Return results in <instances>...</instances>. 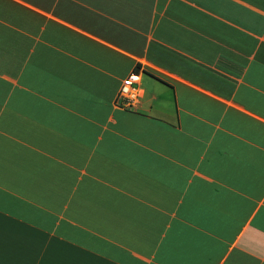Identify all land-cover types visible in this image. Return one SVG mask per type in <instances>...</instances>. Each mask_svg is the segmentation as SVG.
Wrapping results in <instances>:
<instances>
[{"label":"crops","instance_id":"obj_1","mask_svg":"<svg viewBox=\"0 0 264 264\" xmlns=\"http://www.w3.org/2000/svg\"><path fill=\"white\" fill-rule=\"evenodd\" d=\"M0 264H264V0H0Z\"/></svg>","mask_w":264,"mask_h":264},{"label":"built area","instance_id":"obj_2","mask_svg":"<svg viewBox=\"0 0 264 264\" xmlns=\"http://www.w3.org/2000/svg\"><path fill=\"white\" fill-rule=\"evenodd\" d=\"M138 73L134 70L125 75L119 83L116 96L124 106H134L137 101L138 86L136 85Z\"/></svg>","mask_w":264,"mask_h":264}]
</instances>
